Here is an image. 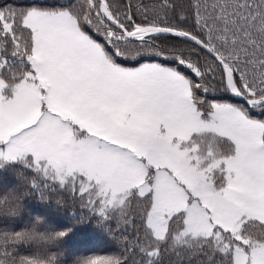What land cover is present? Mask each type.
I'll return each instance as SVG.
<instances>
[{
  "label": "snow or ice",
  "instance_id": "6c2138e0",
  "mask_svg": "<svg viewBox=\"0 0 264 264\" xmlns=\"http://www.w3.org/2000/svg\"><path fill=\"white\" fill-rule=\"evenodd\" d=\"M0 192V264H264V0H0Z\"/></svg>",
  "mask_w": 264,
  "mask_h": 264
},
{
  "label": "trees",
  "instance_id": "16d2710c",
  "mask_svg": "<svg viewBox=\"0 0 264 264\" xmlns=\"http://www.w3.org/2000/svg\"><path fill=\"white\" fill-rule=\"evenodd\" d=\"M3 194L4 193L0 192V195ZM29 208L33 216L40 215L45 211H49L50 218L58 225L71 223L70 219L68 218L70 214L66 215L63 211L56 212L54 210H46L45 207L38 202H31L29 204ZM25 220H27L26 216L19 223L20 228L24 226ZM67 247H71L74 250L86 254L108 253L115 251L116 242L105 232L101 231L92 224L74 225V232L68 242Z\"/></svg>",
  "mask_w": 264,
  "mask_h": 264
},
{
  "label": "clouds",
  "instance_id": "9594fccd",
  "mask_svg": "<svg viewBox=\"0 0 264 264\" xmlns=\"http://www.w3.org/2000/svg\"><path fill=\"white\" fill-rule=\"evenodd\" d=\"M25 211L22 195L16 198L11 196L0 197V234L15 236L16 232H34V236L25 239L22 243L33 248L43 247L46 243V241L40 239V236L45 233L43 218L33 217L32 220H25L24 226L17 230H12L9 224L4 223L5 221H14L24 217ZM37 219H39V223H37Z\"/></svg>",
  "mask_w": 264,
  "mask_h": 264
}]
</instances>
